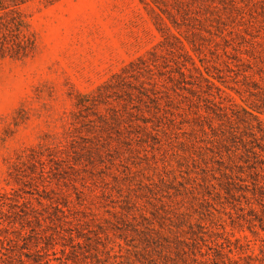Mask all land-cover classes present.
Listing matches in <instances>:
<instances>
[{
	"label": "trees",
	"instance_id": "1",
	"mask_svg": "<svg viewBox=\"0 0 264 264\" xmlns=\"http://www.w3.org/2000/svg\"><path fill=\"white\" fill-rule=\"evenodd\" d=\"M0 0V58L37 51ZM160 39L7 160L0 264H264V0H146Z\"/></svg>",
	"mask_w": 264,
	"mask_h": 264
},
{
	"label": "rangeland",
	"instance_id": "2",
	"mask_svg": "<svg viewBox=\"0 0 264 264\" xmlns=\"http://www.w3.org/2000/svg\"><path fill=\"white\" fill-rule=\"evenodd\" d=\"M146 0H61L25 11L37 36L36 53L25 60L0 58V189L7 160L44 132L57 131L71 108V92H88L144 54L160 36ZM259 254L264 231L236 229Z\"/></svg>",
	"mask_w": 264,
	"mask_h": 264
}]
</instances>
